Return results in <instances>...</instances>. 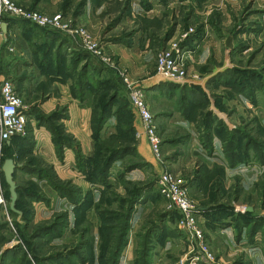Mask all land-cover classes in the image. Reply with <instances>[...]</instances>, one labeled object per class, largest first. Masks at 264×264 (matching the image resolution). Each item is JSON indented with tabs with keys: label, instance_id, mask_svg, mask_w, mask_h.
<instances>
[{
	"label": "rangeland",
	"instance_id": "1",
	"mask_svg": "<svg viewBox=\"0 0 264 264\" xmlns=\"http://www.w3.org/2000/svg\"><path fill=\"white\" fill-rule=\"evenodd\" d=\"M139 1L138 8L130 5V0L104 2L95 17L96 31L74 22L65 8L68 1L64 11L48 14L60 15L71 29L85 31L88 43L84 46L79 38L67 33L52 32L45 37L40 30L25 27L31 39L41 35L42 45L61 41L64 48L59 53L65 55L73 43L77 51L72 49V53L82 56L77 60V72L71 66L69 99L76 104L75 109L78 105L89 110L86 135L66 131L68 127L72 130L70 124L65 127L70 118L67 104L47 113L38 106L46 100L50 79L40 83L32 94L31 85L36 82L33 72L22 70L26 64L14 60L13 67L6 68L2 66L6 59L0 58V84L5 80L12 84L27 109V128L31 121L41 119L34 126L51 130V142L61 164L64 149L71 151L69 165L56 173L46 158L37 154L40 147L32 135L0 149V196L4 202L0 205V264H119L128 242L132 247L127 249L134 254L132 264H152L153 259L155 264H264V0H175L176 10L174 6L166 8L170 0H160L166 4L159 18L154 17L160 12L158 7L152 12L149 0ZM85 2L77 0L73 15L81 14ZM224 15L227 21L220 22ZM206 24L215 30L210 36L215 34L216 41L210 44L223 40L221 30L233 36L227 54L230 66L223 70V46L217 60L210 55L203 61L196 50L205 38ZM50 37L49 42L44 41ZM22 39L29 52L40 47L27 43L31 40L24 36ZM133 44L145 52L122 60L115 51L117 47L129 49ZM85 45H94L100 55ZM160 54H169L171 61V69L165 74L158 72ZM133 57L136 71L147 70L144 76V70L132 71ZM215 69L219 71L213 74ZM65 78L66 73H61L58 81L62 84ZM146 79L156 84L147 87ZM211 82L217 84L212 87ZM128 84L144 91L159 141V161L151 159L147 147H141V136L136 135L138 121L127 98ZM238 91L242 95H237ZM224 98L238 99L242 105L225 104ZM160 103L169 107L164 109ZM174 113L187 118L192 127L168 130ZM224 121L243 132L226 128ZM232 132L235 139L229 141ZM81 142L88 146L85 152ZM192 143L205 150L209 158L214 147H220L216 151L226 164L208 169L199 159L184 157L178 170L166 167V157L174 160L171 148ZM238 147L250 148L240 162L234 159ZM5 151L17 166L13 177L20 218L9 211L8 189L1 177V165L9 158ZM225 166H241L245 180L240 176L232 181L227 177L226 181ZM162 172L171 174L187 189L204 216L199 226L206 252L212 258H206L205 251L195 245L184 247L190 240L177 227L181 215L157 186ZM191 175L202 191L199 196L191 195L184 184ZM214 228H229L231 233L213 240L209 232ZM166 240L172 243L160 252Z\"/></svg>",
	"mask_w": 264,
	"mask_h": 264
},
{
	"label": "crops",
	"instance_id": "2",
	"mask_svg": "<svg viewBox=\"0 0 264 264\" xmlns=\"http://www.w3.org/2000/svg\"><path fill=\"white\" fill-rule=\"evenodd\" d=\"M15 1L17 4H20L28 9L31 10H36V11H42L45 12L47 14H53L56 13L58 11H64V6L66 4V2L68 1L70 4L68 5V7H65L66 9H69L68 15L72 14V16L75 18L74 22H80V23H84L86 25H88L91 29L95 28L96 31V25H97V20H96V15H98L102 9V4L104 2L107 1H112V0H86L85 5L83 6L82 12L80 15L75 16L73 15L74 10H73V6L74 4L77 2V0H13ZM169 0H167L166 2H168ZM152 9L150 11L154 12L155 10H157L158 7V11H160L159 13H157L156 15H154V17H160L161 16V9L163 7V4H166V2H161L160 0H149ZM170 3H168L167 5V9H171L172 6H174V10H176L177 4L175 3V0H170ZM130 5L136 6L137 8L140 5V1L139 0H130ZM161 7V8H160ZM222 10V9H221ZM224 11H222L221 14H223ZM71 16V15H70ZM71 16V17H72ZM220 22H225L227 21L224 16H220ZM7 21V20H6ZM19 22H23V21H19ZM25 23V22H24ZM27 24V23H25ZM10 22L7 21V33L9 31V27H10ZM210 24H206L205 26V38L198 43L196 50L198 51V53L200 54V57L203 61H207L208 58L210 57V55H212L216 60L220 55V46H223V58H224V63H223V68L221 70H223L226 67L230 66L227 54L229 53V51H231L230 49L232 48L233 45V36L228 33L226 30L222 31L221 30V34L223 37V40L219 41V42H215L213 44H210V42H212V40L216 41V37L214 38V36H210L211 33H215L214 28L209 26ZM25 27H33L37 30H40L43 33V36L47 37L48 34L47 32L50 31H45V30H41L40 28L38 29L37 27L33 26V25H25ZM6 31V29H5ZM15 36L14 37H9L8 35H6V37L8 38L9 42L8 44L5 42L3 44L0 45V58L1 59H6V62L2 65L3 67L6 68H12L13 64H14V60L19 61L21 63L26 64L25 66L22 67V70H27L28 72H33L32 78L33 81H35L36 83L34 85H31L32 87V94H35V89L37 88V86L42 83V82H46V80L48 81L50 79L48 88L49 90L46 92V94L44 96H46V100L44 101H40L39 102V107L45 112H49L50 110L54 109L57 105H68V110H69V120L65 121L66 125L65 127H68V124H70L71 129L70 130L69 127L67 128V132L69 133H73V134H79L80 132L83 133V135H86L88 133V128L86 127V122L89 119V110L87 108H80L77 105V108L75 109L74 105L75 104L72 99H69V88L72 86V80L70 78H68L67 80H65L64 83H60L58 80L60 78L57 77V75H54L52 73H50L49 68H52V66H55V64H57L59 61L63 60V62L69 66L71 64V58L72 56H74L75 54L72 53L73 50L76 49L75 45L72 43L71 46H68L66 49V52L63 54L59 53L60 48H64L63 45L60 44L61 41H54L52 40L48 45H42V38L41 35L38 34V36L34 37L31 39V34L29 31H27L26 29H23L22 25H18L17 26V30L14 32ZM52 33V32H50ZM18 36H20V41L18 40ZM25 37L26 39L31 40V42H27V43H38L40 45V47L38 49H36L34 52H29L28 48L26 46L23 45L22 41V37ZM49 37V36H48ZM220 37V36H219ZM52 38H44V41L49 42ZM71 41V40H70ZM44 42V43H46ZM72 42V41H71ZM222 42V44H220ZM25 43V42H24ZM8 46H13L16 49V52L14 54H11L8 52ZM33 46V45H32ZM148 45H144V48H147ZM73 49V50H72ZM63 51V50H62ZM77 51V49H76ZM118 54V56L123 60L128 56H133V55H137L140 54L141 52H145V51H141L138 46L136 45H132L129 49H121L119 47H117V49L115 50ZM55 52V55H54ZM29 55L36 56L37 59L36 60H32L30 57V61H28V57ZM134 62H133V72H137L139 73L140 71H143V69L136 71L135 68V64L137 63V60L135 57H133ZM81 64V63H80ZM40 70L42 71V73H40ZM47 71L49 73V75L46 77L45 72L43 71ZM220 70V71H221ZM147 70H144L142 72V76H144L147 72ZM219 70L215 69L213 71L214 73H218ZM51 77V78H50ZM144 83L146 84L147 87H150L154 84H156V81H150L149 79L144 80ZM217 84L214 82V84L211 85L212 87ZM220 85V84H219ZM145 86V85H144ZM226 87V86H225ZM232 89L237 91V88L234 86H229ZM55 91V92H54ZM149 91V90H148ZM258 91H255L256 94ZM56 93V95L54 94ZM237 95H242L241 92H236ZM253 98L255 96H252ZM222 101H224L225 104H227L226 102L230 103H236V104H241L240 101H238V99H233V98H229L228 100H226L225 98L222 99ZM252 103V102H251ZM76 105V104H75ZM160 105H162V108H166L169 107L167 103H163ZM242 105V104H241ZM194 106V105H193ZM73 109V112H72ZM182 109V108H181ZM189 111L191 110L190 108H188ZM76 110V111H75ZM183 111V110H182ZM191 112V111H190ZM178 113V112H177ZM177 113H174L172 115V117L169 118L168 121V130L171 129H175L176 126H182V127H186V126H191L192 124H190V122H188L186 119L187 118H180L179 115ZM240 115V114H239ZM239 117V116H238ZM64 122V123H65ZM36 123L35 121H31L30 123V129L29 131H31V135L34 138V141L36 142V144H38V146L40 147L39 151H38V155L42 158H46L45 161H47L50 165L53 166L54 170L56 173H58V169H62V168H66L70 162V150L68 149H64L63 151V155H64V160H63V164H61L60 162H58L55 152H54V147L52 145L51 142V135L49 133V130L47 128H44L43 126H40L39 128H36V126H34V124ZM224 125L226 128L231 129V128H235L234 130L231 129L232 131L235 130H239L238 127H234V125L231 124V126L226 123L224 121ZM83 126V127H82ZM138 127V123L135 125V128ZM241 133L243 131L239 130ZM27 133V132H26ZM233 133V132H232ZM194 134V133H193ZM232 134H230L231 136ZM76 136V135H75ZM141 141V147H147V151L149 153V156L152 158V155L150 153L149 150V146L146 144V139L144 138V136L140 137ZM48 141V144L45 145H40L41 144H46ZM81 150H83L85 152V149L88 147L87 145L84 146L83 143L81 142ZM189 146V147H188ZM187 147H168L174 150L173 155L175 154V156L173 157L174 160L173 162L169 161V157H166L165 159V163H166V167L168 166L169 169H172L171 166H173V168L175 170H178V166L180 165V167L183 165V160L185 159L184 157H189L191 159L197 158L199 159V162H202L204 164L207 165L208 169H210L212 166L215 165H225L226 163H224L223 158H220L218 153H217V148L220 149V147H214V154L212 156V158H209L206 155V151L203 150L201 147H196L195 143H192V145H188ZM173 152V151H172ZM237 159L234 158L235 160H239L241 158H246L247 154L250 152V148L248 147H238L237 150H235V154H237ZM171 154V153H170ZM241 155V156H240ZM167 156V155H166ZM207 156V157H206ZM225 159V158H224ZM67 160V161H66ZM187 161V160H186ZM240 162V160H239ZM152 163V162H151ZM237 164V162L235 163ZM154 165V163H153ZM234 165V164H233ZM241 166H237L235 168H229L227 166H225V174H226V181H227V177H229L230 179L228 181H232L233 177H239L241 176V180H245V176H242V171L239 169ZM238 171L240 172V174L237 176ZM247 177V176H246ZM184 181V184L188 187V190L190 191L191 195L193 196H199L202 191L196 187L194 181L192 180V175L191 176H187ZM230 184V183H228ZM201 213V211H200ZM202 220H204V216L202 214L199 215V221L201 222ZM230 229H221V228H214L213 232H209L212 236V239L214 240H218L217 237L219 238H224L226 235L228 237V234L230 235L231 231H229ZM211 237H210V241H212ZM224 242L225 239H224ZM131 242H128L127 246L125 247V249L120 253V258H119V264H132L133 260H134V254L131 255V251H129V249L127 248H131ZM172 242L170 240H166L163 245L160 247L162 249H160L159 251L161 252L162 250L165 251V249L171 244ZM212 243V242H211ZM130 244V245H129ZM188 244V242H187ZM126 245V244H125ZM213 247H215L214 243H212ZM196 246V244H195ZM184 247L186 248H190L191 246L188 244L187 246L185 245ZM197 247V246H196ZM190 253V252H189ZM187 254V253H186ZM156 255V253H155ZM155 258V256H154ZM155 259H153L152 264H155L154 262Z\"/></svg>",
	"mask_w": 264,
	"mask_h": 264
},
{
	"label": "built area",
	"instance_id": "3",
	"mask_svg": "<svg viewBox=\"0 0 264 264\" xmlns=\"http://www.w3.org/2000/svg\"><path fill=\"white\" fill-rule=\"evenodd\" d=\"M24 21L37 28L44 29L56 33H67L80 39L81 43H88L85 31L71 29L62 22L60 15L50 16L44 12L28 9L17 4L13 0H0V45L9 43L8 38L15 36L17 30L16 24H11L7 33V21ZM2 24L5 25L6 31H2ZM8 52L14 54L16 49L8 46ZM93 54L100 55L94 45L87 46ZM85 50V48H84ZM98 57V56H96ZM158 72L165 74L170 70L171 61L169 54H160L158 57ZM173 70V69H172ZM127 98L131 107V111L138 121V127L135 128L138 137L144 136L147 140L150 153L155 161H159V141L155 135V127L152 124V115L146 101L144 91L137 85H127ZM26 107L22 105L19 96L13 91L12 84L5 80L0 84V149L5 143H9L14 137H23L27 132L28 114ZM157 186L160 194L169 202V205L177 209L181 218L177 227L189 236V245L205 251L206 258H212L211 254H207L203 234L200 229L199 211L189 198L187 189L180 185L171 174L162 172L158 175ZM0 196V205L3 204Z\"/></svg>",
	"mask_w": 264,
	"mask_h": 264
},
{
	"label": "trees",
	"instance_id": "4",
	"mask_svg": "<svg viewBox=\"0 0 264 264\" xmlns=\"http://www.w3.org/2000/svg\"><path fill=\"white\" fill-rule=\"evenodd\" d=\"M8 21V20H7ZM25 23H27V22H25ZM24 23V21L23 22H19V21H10V24H16L17 26L19 25H22V27H23V29H25V24ZM28 24V23H27ZM39 29V28H38ZM41 30H44V29H41ZM46 31V30H45ZM47 34H49V35H53L52 33H49V32H47ZM80 57L82 58V56L80 55V54H77L76 53V55H75V58L74 59H72L71 60V64L69 65V66H67V69H64V65L63 64H65V63H63L62 61L63 60H61V61H59L57 64H55V66H52V68H49V71H50V73H52L53 75H61V73H62V75H64L65 76V73H66V78H65V80H67L68 78H70V79H72V77H71V74H70V72H72V69H71V66L73 65L74 66V72H77L79 69H77V65H78V63H79V61H80ZM79 59V61H77ZM77 61V63H76V65H74L75 64V62ZM93 65V64H92ZM68 68H69V70H68ZM93 68L95 69V70H97L94 66H93ZM64 70H65V72H64ZM82 84V83H81ZM71 89V88H70ZM28 114V113H27ZM35 120H37V122H39L41 119L40 118H38V119H35ZM36 122V123H37ZM39 126H41V125H39ZM49 131H51L50 129H48ZM27 136L30 138V136H31V131H29V126H28V128H27V133L25 134V136H23V137H14V138H12L11 140H10V142L9 143H5L1 148H5V149H7V148H10L11 146H12V144L13 143H15L16 141H22V140H26L27 139ZM229 138V141H233L234 139H235V137H234V132L232 133V135L231 136H229L228 137ZM5 153H6V151H5ZM7 157H9V158H11V154L9 155L8 153H6L5 154ZM17 169V168H16ZM15 169V170H16ZM1 177H2V179H3V175H2V173H1ZM13 179H14V177H13ZM3 183H4V185L5 186H7L6 184H5V182H4V179H3ZM7 189H8V187H7ZM16 191H17V187H16ZM7 193H8V190H7ZM63 196V195H62ZM8 202H9V193H8ZM10 211V210H9ZM11 212V211H10ZM125 245V244H124ZM112 264H115V262L113 261V263ZM147 264H151V263H147Z\"/></svg>",
	"mask_w": 264,
	"mask_h": 264
},
{
	"label": "water",
	"instance_id": "5",
	"mask_svg": "<svg viewBox=\"0 0 264 264\" xmlns=\"http://www.w3.org/2000/svg\"><path fill=\"white\" fill-rule=\"evenodd\" d=\"M2 31L5 32V25L2 24L1 26ZM17 166L14 164V161L11 158H7L3 161L1 165V173L3 175V179L5 184L8 187L9 193V210L21 217V212L15 208L16 200H17V193H16V185L13 179V174Z\"/></svg>",
	"mask_w": 264,
	"mask_h": 264
}]
</instances>
